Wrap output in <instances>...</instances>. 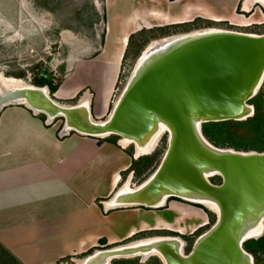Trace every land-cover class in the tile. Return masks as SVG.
<instances>
[{
	"label": "water",
	"instance_id": "95a60500",
	"mask_svg": "<svg viewBox=\"0 0 264 264\" xmlns=\"http://www.w3.org/2000/svg\"><path fill=\"white\" fill-rule=\"evenodd\" d=\"M163 47L128 82L105 120L94 119L85 102L61 104L47 85L10 90L0 95V105L25 100L49 121L64 118V132L117 135L141 149L151 148L165 126L168 148L158 169L135 190L116 192L111 208L158 209L174 198L218 208L216 223L188 254L180 236L156 237L136 248L99 249L83 264H111L117 257L143 254L158 255L165 264H256L244 244L264 235V151L218 147L204 135L203 125L255 115L250 101L264 83V33L209 30ZM54 63L52 54L47 68ZM47 68L41 75L49 79ZM216 176L219 184L211 181Z\"/></svg>",
	"mask_w": 264,
	"mask_h": 264
},
{
	"label": "crops",
	"instance_id": "0c3cea01",
	"mask_svg": "<svg viewBox=\"0 0 264 264\" xmlns=\"http://www.w3.org/2000/svg\"><path fill=\"white\" fill-rule=\"evenodd\" d=\"M111 30L109 25L94 58L75 57L54 93L58 100H70L88 91L93 118L100 121L109 116L127 51L115 74L112 56L107 55ZM23 102L0 105V243L20 264H83L102 240H122L144 230L145 223L151 228L158 223L145 218L150 212L136 208L131 220L135 223L123 234L114 233L112 213L123 209L107 207L106 202L117 191L122 172L130 168L131 156L120 144H99V138L64 132L63 124H52L54 120ZM109 163L111 172L104 181L102 172ZM84 253L88 255L81 259Z\"/></svg>",
	"mask_w": 264,
	"mask_h": 264
},
{
	"label": "rangeland",
	"instance_id": "374dc122",
	"mask_svg": "<svg viewBox=\"0 0 264 264\" xmlns=\"http://www.w3.org/2000/svg\"><path fill=\"white\" fill-rule=\"evenodd\" d=\"M111 1L113 2V6H115L114 9H119V7L121 6H124V9L125 7L129 6L131 9H134L138 4H141V2L145 5L146 9L153 8V4L151 3L152 0ZM159 1L162 2L163 5L175 7L178 2L182 4H188L191 2L193 3V1L195 3L197 0ZM201 1L208 4L210 3L213 6L230 2V0ZM232 1L235 4L234 6H231V8L233 7V10L238 15H246L249 18L253 14V12H255L260 7H262L260 9H262V12L264 13V7L260 4H256L252 12H244V0ZM108 4L109 0H0V73L7 77L11 76L23 79L27 84L38 86V84H36V81L39 80V78L42 76V70L47 68L49 59L51 55L54 54L55 63L54 65H51L47 68L46 73L50 74L49 80L54 81L55 84H61L64 81L66 74L75 65L76 56L82 57L81 59H92L98 53H100L99 50L102 46H104L105 38L107 35V28L110 25V7ZM262 22L264 23V18L261 22L255 21L250 25L241 26L229 23V21H215L203 16L194 15L193 18L188 22L164 26L156 25L151 29L143 28L138 32L136 31L132 34L133 36L131 37V40L129 41V44L127 46V53L121 65L119 80L114 92V96L112 98L109 115L112 112L118 98H120L121 94L123 93V89L126 88L129 81L128 79L131 77L138 58L141 56L142 52L146 49L147 45L152 40L160 39L170 35L183 34L195 30L212 28L262 34L264 33V24ZM80 48H83L84 50L80 51ZM81 53L83 55H80ZM95 68L93 69L95 70ZM47 86L49 87L50 96L56 99V97H54V93L51 92L50 86ZM5 92L7 93V91ZM86 92L88 93V91H84L74 99L56 100L61 104L74 106L82 100L81 98L86 95ZM13 103L19 104L18 101ZM251 103L255 106V113L258 112L257 108H259V110L262 112L264 111V83L262 88L260 89V92L251 100ZM40 116L46 117V115L43 113H40ZM64 123L65 120L62 117H58L52 122V124L59 126L62 124L64 125ZM120 138L121 137L117 135H111L106 138H99V144L113 143L115 145H119ZM168 141L169 132H166L162 136L161 140L158 143V146L152 153L143 155L138 159L134 158V144L128 147H123L122 145H120L119 148H121V150L127 152L131 156L132 161L130 167L133 170L129 168L126 171L122 172L121 181L118 185L117 191L129 179L130 176H133L131 178L132 187H136L146 179H148L158 169L168 148ZM222 148L236 149L235 147L230 146ZM248 151L263 152L260 150ZM116 162L117 161L114 160L113 162H111V164ZM111 164L109 163L107 167L103 169L107 170L102 172L104 181L109 177V172H111ZM211 181L214 183H220V178L216 176L211 178ZM99 182H102V180H100ZM112 197H110V199H112ZM170 201L178 202L179 206L185 204L200 208L207 214V225L197 228L196 230L188 229L187 234H185L186 238L184 236H180L183 240H187L188 244L184 248L185 253L187 254L191 250L192 245L194 244V242H196L197 238L208 231L216 223L217 213L209 209L208 207H204L199 204H192L190 202L176 198L172 200L170 199L167 202L168 206L166 204L165 206L158 209L140 208V211H144L146 212V214L147 212H150L147 215L144 214L145 218L151 219L154 223L158 221V218L160 217L165 220L171 221L175 227V223L172 220L174 218L173 213L167 210L170 207ZM181 207H184L187 210L190 209L184 205ZM122 209L123 210H117L112 213V221L114 223L113 231L116 234H123L129 228L131 223H135V221L131 222V220H135V217L133 216H136L135 213L138 212V210L136 211V208ZM195 210L199 211L197 209ZM168 232L173 233L170 234L172 236H178V233L175 231L166 229L155 230L154 228H149V231L140 233L136 236L135 239L141 240L145 238L156 237L159 235H169ZM105 240L107 241V239ZM127 241L128 238L127 240L125 239L124 241H121L117 244L125 245L133 242L134 240L126 243ZM0 244L3 245L2 243ZM246 250L250 252V249L246 248ZM96 251L98 250L91 249L88 253L93 254ZM88 253L81 254V259L85 258ZM250 253L254 255L256 264H264V252H259L258 254H254L253 252ZM111 264L165 263L163 259L158 255H151L150 257H148V259H146L144 255H139V257H117L113 259Z\"/></svg>",
	"mask_w": 264,
	"mask_h": 264
},
{
	"label": "bare ground",
	"instance_id": "6f19581e",
	"mask_svg": "<svg viewBox=\"0 0 264 264\" xmlns=\"http://www.w3.org/2000/svg\"><path fill=\"white\" fill-rule=\"evenodd\" d=\"M188 1H190V0H188ZM230 2H226V3H222L221 5L219 4V5L213 6L210 3L208 4V3L202 2L201 0H197L195 3L193 1V3L191 2L188 4H182V3L178 2V4L175 5V7H174V6L163 5L162 2H160L159 0H152L151 3L153 4L152 5L153 8H151V9H149V8L146 9L145 5L142 4V2H141V4H138L137 7H135L134 9H131L130 6L125 7V9L123 8L124 6L119 7V9H114L115 6H113V2L111 0H109L108 5L110 7V13L109 12L108 13L110 14V23H111L110 28L113 30V32H111L109 39H108L107 54L109 56H112V64L111 65L115 69V74H117V72H119V61L121 59L123 52L125 51V48L129 44V36L131 33H133V32L135 33V31H137V30H141L143 28H150L151 29L156 25L164 26V25L188 22L193 18L194 15L203 16L205 18L215 20V21H226V22L229 21V23H232L235 25H241V26L250 25L252 22H255V21L256 22L263 21L264 13L262 12V9H260L262 7L258 8L248 18L246 15L236 14L235 11L233 10V7L231 8V6H234L235 3H233L232 0H230ZM256 4H260L261 6L264 7V0H244L243 11L244 12H252L253 8ZM209 30H218V29L217 28L201 29V30L191 31L188 33L170 35V36H166V37H163L160 39L152 40L147 45L144 53L138 58V60L135 64L134 70L131 74V77L128 80L130 81L137 74V72L139 70H141V68L144 66V64L148 60H150L154 56V54L158 53V51H160V49L164 48L163 46H165L169 42H172L179 37L182 38V36L188 37V36H192L194 34L204 33V32L209 31ZM62 86H64V85H62ZM33 87H35V86L31 85V84H27L23 79L11 77V76L7 77V76H4L3 74L0 73V92L6 93L5 91L9 92L10 89L17 91L16 89H19V88L24 89V88H33ZM63 92H64V87H62L59 90V92H57L58 96H61V94H63ZM81 99H82L81 100L82 102L90 104L91 95L89 93H86V95L84 97H82ZM118 100H119V98H118ZM118 100L115 103V105L118 103ZM23 101H25V100H22V102ZM166 132H168V129L165 126L162 127L160 132L154 137L151 148L148 147L146 149H141L140 147H136L135 153H134L135 158L138 159L146 153L150 154L151 149L158 146L160 139L162 138V136ZM119 143L123 147H128V146L134 144L132 141H130L126 138H120ZM132 177L133 176H130L129 179L123 185L121 184L122 186L117 191L118 193L119 192L120 193L121 192H123V193L129 192L131 190H135L139 186V185L136 187L131 186V178ZM148 179H146L145 181H147ZM145 181L142 183H145ZM203 203L209 209L218 213V208L215 204H213L211 202H203ZM114 205H115V203H114L113 199L106 202L107 207H112ZM183 205L187 206L190 209L187 210L186 208L181 207ZM183 205L179 206L178 202H171L170 203V207H169L168 211L173 213L174 218L172 220L175 223V227L171 221L165 220V219L159 217L158 223L156 225H154L153 228L154 229H167V230L180 232L181 234H187L188 229L196 230L197 228H200V227L208 224L207 214L205 213L204 210L197 208V207H194V206L192 207L191 205H185V204H183ZM167 206H168V204H167ZM195 209H197L199 211H196ZM150 221H152V220H150ZM144 226H145V229H149L152 227L151 225H148V223H145ZM157 239H159V238H156V237L145 238V239H141V240L129 243L127 246H131L132 248H136L138 246L149 244V243H151ZM122 243H124V242H122ZM116 245H118V244H116ZM148 256L149 255H145L144 257L146 259H148Z\"/></svg>",
	"mask_w": 264,
	"mask_h": 264
},
{
	"label": "trees",
	"instance_id": "16d2710c",
	"mask_svg": "<svg viewBox=\"0 0 264 264\" xmlns=\"http://www.w3.org/2000/svg\"><path fill=\"white\" fill-rule=\"evenodd\" d=\"M132 36L133 35L130 36L129 41ZM36 84H38V86L49 85L53 93H55L60 86V84H55L54 81L47 79L45 76H41L39 80L36 81ZM257 109L258 112H256L253 117L244 121L228 120L205 123L203 125L204 135L216 146H230L243 151H264V111L262 112L259 108ZM102 241V243L106 242L105 239ZM244 245L245 248L250 249V252L254 254L264 252V235L258 240L250 239L245 242ZM0 264L20 263L0 244Z\"/></svg>",
	"mask_w": 264,
	"mask_h": 264
},
{
	"label": "flooded vegetation",
	"instance_id": "af4514ba",
	"mask_svg": "<svg viewBox=\"0 0 264 264\" xmlns=\"http://www.w3.org/2000/svg\"><path fill=\"white\" fill-rule=\"evenodd\" d=\"M220 178V177H219ZM220 182H221V178H220ZM217 184H219V183H217ZM155 230H159V229H155ZM145 231H149V229H145V230H140V231H138L137 232V234H135L134 236H129V237H127L128 238V242H131L132 240H134V241H138V239L136 240L135 238H136V236L137 235H139L140 233H143V232H145ZM170 231H172V230H170ZM175 232H177V231H175ZM169 233V235H159V236H156V237H171L172 235H170V234H173V233H171V232H168ZM178 233V236H184L185 238H186V236H185V234H181L180 232H177ZM175 237H177V236H175ZM127 238H123V240H118V241H115V242H109V241H106L105 243H100V245L98 246V247H96L95 249H97V250H99L98 248H112V247H116V246H120V244H118V245H116L117 243H119V242H121V241H124L125 239L127 240ZM151 238V237H150ZM133 241V242H134ZM184 241H186L185 242V246H184V248L187 246V240L185 239ZM128 242H126V243H128ZM194 244H195V242H194ZM194 244L192 245V248H191V250L188 252V253H190L191 251H192V249H193V247H194ZM113 245V246H112ZM185 251V250H184ZM187 253V254H188Z\"/></svg>",
	"mask_w": 264,
	"mask_h": 264
}]
</instances>
